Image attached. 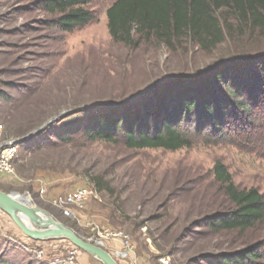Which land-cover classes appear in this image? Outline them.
<instances>
[{
    "label": "rangeland",
    "instance_id": "rangeland-1",
    "mask_svg": "<svg viewBox=\"0 0 264 264\" xmlns=\"http://www.w3.org/2000/svg\"><path fill=\"white\" fill-rule=\"evenodd\" d=\"M41 1L0 0L2 141L21 142L53 118L93 101L130 97L156 82L194 77L234 54L246 59L264 52L261 41L251 46V34L236 35L211 52L189 43L177 53L152 44L131 51L110 40L106 10L114 0L87 4L83 9L93 12L95 21L69 34L56 28ZM250 140L198 143L176 152L80 140L52 147L45 139L31 151L20 144L14 173L0 174V191L26 195L33 207L79 238L101 243L118 264H210L209 257L264 242V223L219 233L203 224L206 216L229 207L214 180L217 162L239 190L256 189L264 198V147ZM84 188L95 197L84 208L71 207V217L52 204ZM19 232L10 225L0 228V260L62 264L56 260L74 252L76 264H101L66 240L36 242Z\"/></svg>",
    "mask_w": 264,
    "mask_h": 264
},
{
    "label": "trees",
    "instance_id": "trees-1",
    "mask_svg": "<svg viewBox=\"0 0 264 264\" xmlns=\"http://www.w3.org/2000/svg\"><path fill=\"white\" fill-rule=\"evenodd\" d=\"M92 1L43 0L39 5L55 17L56 28L69 34L95 21L94 13L83 9ZM106 21L110 40L131 51L152 44L177 53L189 43L211 52L226 40L246 34L255 39L251 46L259 41L264 45V0H114L106 10ZM237 55L243 54L224 58L194 77L154 85L125 105L110 103L120 104L129 96L93 101L19 145L29 144L25 147L31 151L45 139L52 147L80 140L176 152L198 143L234 145L244 137L261 149L264 52L234 59ZM214 180L222 185L229 207L205 217L203 224L210 232L252 229L264 223V198L256 189L239 190L220 162L214 167ZM209 258L210 264H259L264 259V242ZM0 264L11 263L0 260Z\"/></svg>",
    "mask_w": 264,
    "mask_h": 264
},
{
    "label": "water",
    "instance_id": "water-1",
    "mask_svg": "<svg viewBox=\"0 0 264 264\" xmlns=\"http://www.w3.org/2000/svg\"><path fill=\"white\" fill-rule=\"evenodd\" d=\"M168 80V79H167ZM166 81V80H165ZM161 82H156L151 86L144 87L137 94L126 98L122 103H110L113 105H125V103L131 102L151 89L154 85H159ZM86 108V107H85ZM58 117L53 118V120ZM53 120H50L38 130L33 133L36 135L38 131L44 129L50 125ZM33 135L26 138L29 139ZM19 141V140H18ZM20 142V141H19ZM0 211L5 213L11 220L17 229L28 239L39 242L48 240L62 239L70 242L73 247L83 251L90 257L96 258L101 264H118L113 256H110L102 247L101 243L88 242L79 238L71 230L66 228L60 222L54 221L46 213L33 207L30 204V200L26 195H17L14 193H6L0 191Z\"/></svg>",
    "mask_w": 264,
    "mask_h": 264
},
{
    "label": "built area",
    "instance_id": "built-area-1",
    "mask_svg": "<svg viewBox=\"0 0 264 264\" xmlns=\"http://www.w3.org/2000/svg\"><path fill=\"white\" fill-rule=\"evenodd\" d=\"M2 129V125L0 124V174L11 175L14 173L13 164L19 152V141H2ZM92 197H95L94 191L84 188L73 192V194L58 196L52 200V204L55 208H59L65 217H71V207L84 208ZM74 255L75 253L72 252L69 257H66L62 261L57 259L56 263L76 264V257ZM163 264H168V261H163Z\"/></svg>",
    "mask_w": 264,
    "mask_h": 264
},
{
    "label": "crops",
    "instance_id": "crops-1",
    "mask_svg": "<svg viewBox=\"0 0 264 264\" xmlns=\"http://www.w3.org/2000/svg\"><path fill=\"white\" fill-rule=\"evenodd\" d=\"M9 225L11 227H14L15 230L19 231L17 227L14 225V223L11 222L10 218L5 213L0 211V228L4 227L6 229ZM17 234H21V232Z\"/></svg>",
    "mask_w": 264,
    "mask_h": 264
}]
</instances>
